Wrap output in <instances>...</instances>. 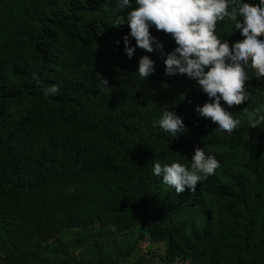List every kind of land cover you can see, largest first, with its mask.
<instances>
[{
	"label": "trees",
	"instance_id": "16d2710c",
	"mask_svg": "<svg viewBox=\"0 0 264 264\" xmlns=\"http://www.w3.org/2000/svg\"><path fill=\"white\" fill-rule=\"evenodd\" d=\"M126 11L116 0H0V264H121L143 242L162 246L165 264H264V127L245 112L264 108V78L248 70L252 96L227 109L240 125L223 132L195 111L207 95L166 75L163 55L127 57L130 29L115 25ZM216 31L242 39L231 20ZM150 32L165 52L176 46ZM142 55L155 61L146 80ZM160 106L185 133L153 127ZM197 147L220 167L194 192L153 175V158L190 167Z\"/></svg>",
	"mask_w": 264,
	"mask_h": 264
},
{
	"label": "clouds",
	"instance_id": "9594fccd",
	"mask_svg": "<svg viewBox=\"0 0 264 264\" xmlns=\"http://www.w3.org/2000/svg\"><path fill=\"white\" fill-rule=\"evenodd\" d=\"M116 3L120 9H127L123 21L117 18L115 22V25L127 24L130 29L123 37L127 57L131 59L137 47L147 53H160L165 57L166 75H186L209 98L196 105L197 114L210 118L223 132L236 129L240 120L227 109L249 101L252 94L246 81L251 76L264 78V39L260 38L264 37V0H258V5L251 0H116ZM226 19L233 22L242 39L230 44L228 39L217 35V22ZM153 26L171 34L176 45L172 51H164L163 43L150 32ZM120 42L116 40L117 45ZM154 71L155 61L149 55H142L136 73L146 80ZM97 75L98 88L108 87V80ZM34 79L39 82L37 76ZM58 92L57 85L44 90L45 95ZM245 112L250 127H264V108L251 112L245 108ZM152 123L172 138L187 130L183 119L167 106H160V114ZM219 167L214 156L197 147L190 167L179 160L168 163L153 158L152 173L177 193L186 189L194 192L198 183L214 175Z\"/></svg>",
	"mask_w": 264,
	"mask_h": 264
},
{
	"label": "rangeland",
	"instance_id": "374dc122",
	"mask_svg": "<svg viewBox=\"0 0 264 264\" xmlns=\"http://www.w3.org/2000/svg\"><path fill=\"white\" fill-rule=\"evenodd\" d=\"M75 232H70L68 238H73ZM67 238V240H68ZM60 244L55 242L51 245L52 250L60 249ZM78 253H75L77 255ZM163 254V247L160 245H151L150 243H140L138 249L127 259H122L121 264H134L140 256H145L149 260V264H165L161 261L160 255Z\"/></svg>",
	"mask_w": 264,
	"mask_h": 264
}]
</instances>
